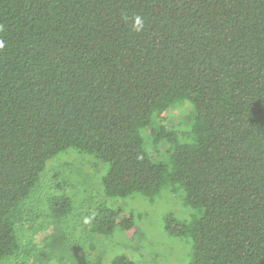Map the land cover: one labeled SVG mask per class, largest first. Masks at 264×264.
<instances>
[{"label": "trees", "instance_id": "1", "mask_svg": "<svg viewBox=\"0 0 264 264\" xmlns=\"http://www.w3.org/2000/svg\"><path fill=\"white\" fill-rule=\"evenodd\" d=\"M177 105L190 111L169 129ZM70 148L105 164L108 197L183 189L198 213L167 228L191 238L188 264H264V0H0V264H44L83 245L68 239L69 211L100 185L89 177L81 191L68 163L48 168ZM71 181L74 197H49L68 231L43 234L35 196ZM133 217L87 213L85 246Z\"/></svg>", "mask_w": 264, "mask_h": 264}, {"label": "rangeland", "instance_id": "2", "mask_svg": "<svg viewBox=\"0 0 264 264\" xmlns=\"http://www.w3.org/2000/svg\"><path fill=\"white\" fill-rule=\"evenodd\" d=\"M189 111L188 105L175 106L172 109L170 118L166 122L168 128L170 129L172 126H177L181 123L182 118H186ZM148 131L147 128L143 129L141 134L144 139L145 148L151 152L148 140L146 139ZM153 155L160 159V156L156 155L155 151ZM162 155L161 160L165 161L168 159L166 152H163ZM93 158V155L90 153H80L78 150L70 148L60 152L48 161V164L52 161L48 167L50 170L60 163H68L70 166H65L66 170L63 171V175L67 178L74 171V180L77 188H80L81 191L89 187L90 178L93 179V176H95V179L92 182L95 185H100V190L91 185L88 188L87 195L79 194L75 198L76 191L73 186L75 183L71 181L63 184L58 183V187L42 194L43 198L41 201H39L40 194L35 196V202L33 201L31 208H35L36 210L41 208L43 216H41V220L35 223L34 227L37 229L39 224L45 223L46 227H43L41 230L46 229V232H43V234H50L53 232V226L56 224L54 230L57 236L60 234L64 235L69 228H64L62 231L58 230L59 222L57 223V219H53L50 216L49 197L58 194H67L74 197L73 205L69 212L71 220H73L72 225L77 226L79 224L80 227L76 229L75 226L73 230L72 226V229H69L68 239L71 243L80 242L83 244L77 251H70L71 253L68 256H66L64 250L58 249L56 251L58 256L54 260L45 262L44 264H109L119 254H126L136 264H188L191 260L193 247L191 238L186 237L187 235L173 234L167 228L168 219H179L189 224L194 218V214L198 213L192 207L185 206V191L183 189L172 191L170 185H165L159 194L151 198L138 193L124 198L108 197L104 193L102 184V176L106 173L107 167L103 162V164H100V161ZM90 173L92 174L90 175ZM101 205L110 208L121 207L127 214L131 213L134 216V226L132 229L118 227L107 238L93 234L92 238L96 242H99L101 247L90 249L85 246L84 236L80 232L83 231L86 214L94 212ZM66 206L65 203L62 207ZM76 215L77 217L74 218ZM59 241L60 238L56 240V242ZM98 251H103L104 258L101 263L91 259L96 256ZM34 252L37 253V250ZM33 259L35 258H23L21 264H29Z\"/></svg>", "mask_w": 264, "mask_h": 264}, {"label": "clouds", "instance_id": "3", "mask_svg": "<svg viewBox=\"0 0 264 264\" xmlns=\"http://www.w3.org/2000/svg\"><path fill=\"white\" fill-rule=\"evenodd\" d=\"M137 24H140V20H139V18H137ZM137 30H139V29H137Z\"/></svg>", "mask_w": 264, "mask_h": 264}]
</instances>
